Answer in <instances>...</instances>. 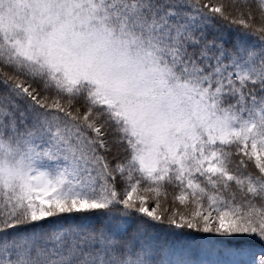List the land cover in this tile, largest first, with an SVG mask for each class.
Wrapping results in <instances>:
<instances>
[{
    "label": "snow or ice",
    "instance_id": "obj_1",
    "mask_svg": "<svg viewBox=\"0 0 264 264\" xmlns=\"http://www.w3.org/2000/svg\"><path fill=\"white\" fill-rule=\"evenodd\" d=\"M0 264H264V0H0Z\"/></svg>",
    "mask_w": 264,
    "mask_h": 264
}]
</instances>
